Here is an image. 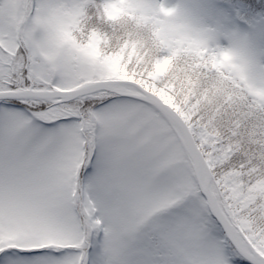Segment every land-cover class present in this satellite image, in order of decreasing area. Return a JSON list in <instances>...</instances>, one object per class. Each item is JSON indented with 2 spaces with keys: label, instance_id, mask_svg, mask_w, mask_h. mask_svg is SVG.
I'll return each mask as SVG.
<instances>
[{
  "label": "snow or ice",
  "instance_id": "snow-or-ice-1",
  "mask_svg": "<svg viewBox=\"0 0 264 264\" xmlns=\"http://www.w3.org/2000/svg\"><path fill=\"white\" fill-rule=\"evenodd\" d=\"M0 264H264V0H0Z\"/></svg>",
  "mask_w": 264,
  "mask_h": 264
}]
</instances>
